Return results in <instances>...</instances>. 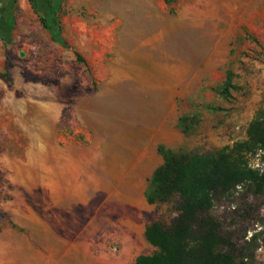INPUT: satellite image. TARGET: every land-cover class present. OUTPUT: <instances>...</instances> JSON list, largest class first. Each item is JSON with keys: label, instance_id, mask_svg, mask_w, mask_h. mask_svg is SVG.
I'll use <instances>...</instances> for the list:
<instances>
[{"label": "rangeland", "instance_id": "rangeland-1", "mask_svg": "<svg viewBox=\"0 0 264 264\" xmlns=\"http://www.w3.org/2000/svg\"><path fill=\"white\" fill-rule=\"evenodd\" d=\"M213 2L203 7L204 34L197 55L190 38L187 41L189 60L201 62L203 71L188 97L179 103V127L186 140L172 149L174 152L204 154L245 142L249 123L264 109V0ZM61 3L58 19L63 47L42 28L27 0H14L8 7L0 4V15L5 14L6 22L0 21V47L6 57L0 78L6 91L10 89L7 95L0 90V123H4L0 125V264H95L85 259L79 243L101 242L106 236L103 227L92 233L89 218L82 216L87 209L92 210L93 217L94 212L103 210V177H92L91 181L77 177L76 187L91 186L87 200L92 208L77 204L74 224L68 217L59 218L61 208L46 206L42 197L45 177H41L37 161V104L60 90L77 95L91 88L96 93L101 87L94 82L85 86L83 80L105 77L103 68L93 62L99 57L95 52L98 30L93 27L86 31V39L78 43L75 39L84 32L74 27L85 24L83 20L90 15H98L103 0ZM88 49L92 51L85 52ZM227 80L233 86L228 100L220 95ZM122 128L116 135L125 141L126 127ZM139 132L136 142L143 146L146 139L141 127ZM257 153L264 161V148L259 146L241 154L248 169ZM115 162L116 167L108 164L107 169L129 170L126 161ZM92 172L103 176V164L93 165ZM96 188L102 192H94ZM177 200L173 197L167 203L153 205L149 223L158 220L169 225L176 216ZM97 201L102 203L96 205ZM210 214L236 249L248 247L246 253L252 256L249 264H264V189L257 193L253 186L243 185L216 199ZM60 221L65 227L60 228ZM252 235H258L256 241L246 245ZM63 242L75 244V251L62 252ZM153 250L143 243L139 253L149 255Z\"/></svg>", "mask_w": 264, "mask_h": 264}, {"label": "crops", "instance_id": "crops-1", "mask_svg": "<svg viewBox=\"0 0 264 264\" xmlns=\"http://www.w3.org/2000/svg\"><path fill=\"white\" fill-rule=\"evenodd\" d=\"M4 1L0 0L3 7L14 3ZM213 1L103 0L98 15L74 26L84 32L75 39L78 43L86 39V31L98 30L95 52L99 57L93 62L103 68L105 77L83 82L101 88L96 93L87 88L77 95L57 90L37 104L36 151L41 177H45L44 204L58 205L59 218L68 217L74 224L77 204L92 208L87 200L91 186L76 187L77 177L89 181L103 177V210L94 212V217L91 209L82 212L89 218L92 233L103 227V235L109 238L79 243L85 259L92 263L134 264L141 255L140 245L147 243L144 233L153 210L145 198L148 179L163 163L159 146L175 149L185 143L179 103L203 71L201 62L189 60L187 41L190 38L197 55L204 34L203 7ZM4 16L1 13L0 21L6 23ZM60 36L63 47L65 40ZM5 58L0 47V69ZM1 80L0 90L10 94ZM122 127H126L125 141L116 135ZM140 127L146 139L143 146L136 142ZM123 160L127 172L107 169L108 164L116 167L115 161ZM102 164L103 176L92 172L93 165ZM59 226L65 227L64 222ZM62 245L65 254L75 251L73 243Z\"/></svg>", "mask_w": 264, "mask_h": 264}, {"label": "trees", "instance_id": "trees-1", "mask_svg": "<svg viewBox=\"0 0 264 264\" xmlns=\"http://www.w3.org/2000/svg\"><path fill=\"white\" fill-rule=\"evenodd\" d=\"M28 2L52 41L64 44L58 19L61 0ZM232 88L225 81L220 95L228 100ZM247 137L233 147L204 154L158 147L163 163L148 179L145 198L151 205H161L177 197L176 216L169 225L156 220L146 226L145 240L154 250L139 255L134 264H249L248 247L236 249L210 214L214 201L237 187L253 186L257 193L264 189V174L248 169L241 157L254 147L264 148V109L249 123ZM257 236L252 235L245 244L255 242Z\"/></svg>", "mask_w": 264, "mask_h": 264}, {"label": "built area", "instance_id": "built-area-1", "mask_svg": "<svg viewBox=\"0 0 264 264\" xmlns=\"http://www.w3.org/2000/svg\"><path fill=\"white\" fill-rule=\"evenodd\" d=\"M248 167L252 170L264 172V161L262 160L261 155L259 153L255 154L254 157L250 160V162L248 163ZM262 248L263 247L260 246L258 250L261 252Z\"/></svg>", "mask_w": 264, "mask_h": 264}]
</instances>
